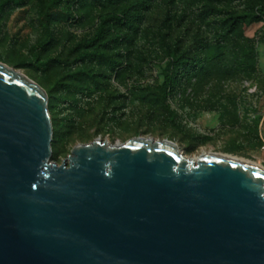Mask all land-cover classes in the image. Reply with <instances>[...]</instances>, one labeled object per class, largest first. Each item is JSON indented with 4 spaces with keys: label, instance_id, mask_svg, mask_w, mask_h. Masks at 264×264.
Listing matches in <instances>:
<instances>
[{
    "label": "water",
    "instance_id": "95a60500",
    "mask_svg": "<svg viewBox=\"0 0 264 264\" xmlns=\"http://www.w3.org/2000/svg\"><path fill=\"white\" fill-rule=\"evenodd\" d=\"M46 90L0 61V264H264V167L169 140L52 160Z\"/></svg>",
    "mask_w": 264,
    "mask_h": 264
},
{
    "label": "rangeland",
    "instance_id": "374dc122",
    "mask_svg": "<svg viewBox=\"0 0 264 264\" xmlns=\"http://www.w3.org/2000/svg\"><path fill=\"white\" fill-rule=\"evenodd\" d=\"M248 0L225 5L243 12ZM202 7L180 0H155L132 44L126 45L123 64L99 87L81 93L66 87L75 61L74 47L95 23V12L78 4H63L55 17L57 42L39 49L42 66L33 61L30 48L43 34L34 20L31 5L16 9L0 26V61L23 72L57 98L51 115L56 119L52 160L68 162L73 148L96 139L122 144L132 138L169 140L188 157L205 153L229 155L264 167L263 140L255 126L256 111L264 117V19L243 27L244 36L257 38L259 70L250 76L191 78L168 99L161 85L170 60L162 45L193 56L213 42L211 19L199 14ZM70 12L75 18H68ZM170 23V27L166 23ZM106 70L104 64H89ZM81 84H90L85 78ZM136 87V88H135ZM52 113V112H51ZM261 122V121H260ZM57 125V129H56ZM57 134V137H56Z\"/></svg>",
    "mask_w": 264,
    "mask_h": 264
},
{
    "label": "trees",
    "instance_id": "16d2710c",
    "mask_svg": "<svg viewBox=\"0 0 264 264\" xmlns=\"http://www.w3.org/2000/svg\"><path fill=\"white\" fill-rule=\"evenodd\" d=\"M155 0H0V26L6 18L15 11L28 5L33 7L34 20L40 28L43 37L30 48L34 62L42 66L49 65L52 59L40 60L39 49L45 50L53 46L58 40L55 29V17L59 7L63 4L74 3L89 7L95 12L93 27L84 33L76 42L74 51L75 61L82 65L75 71H70V83H61L66 87H74L81 93L91 89V85L99 87L103 79L110 78L112 73L118 72L123 64L126 45L135 41L147 12L152 8ZM183 3L200 5V16L203 19L212 18L214 27L213 42L210 46H202L193 56L179 52L166 43L162 45L169 57L170 65L165 73L161 85L162 96L168 99L177 88L184 85L191 78L199 80L207 76L227 78L231 76H250L259 70V54L257 38L243 35L242 29L246 25L264 19V0H248V6L243 12L236 13L225 8V5L240 0H180ZM68 18H75L66 12ZM170 27V23H166ZM262 41H264L262 39ZM91 64H104L106 70L89 67ZM85 78L90 84H81ZM136 88V87H135ZM57 98L51 97L49 107L51 115L57 105ZM262 114L256 111L255 126L259 127ZM53 123L56 119L52 117ZM57 129V125H56ZM57 137V134H56ZM54 141V140H53Z\"/></svg>",
    "mask_w": 264,
    "mask_h": 264
},
{
    "label": "built area",
    "instance_id": "2783aa9c",
    "mask_svg": "<svg viewBox=\"0 0 264 264\" xmlns=\"http://www.w3.org/2000/svg\"><path fill=\"white\" fill-rule=\"evenodd\" d=\"M260 133H261V137H262V140H263V149H264V117L263 119L261 120L260 122Z\"/></svg>",
    "mask_w": 264,
    "mask_h": 264
},
{
    "label": "bare ground",
    "instance_id": "6f19581e",
    "mask_svg": "<svg viewBox=\"0 0 264 264\" xmlns=\"http://www.w3.org/2000/svg\"><path fill=\"white\" fill-rule=\"evenodd\" d=\"M18 72H20L21 74H24L23 72H21V71H19V70H18ZM226 156H229V155H226ZM229 157H232V156H229ZM234 158H235V157H234ZM241 160H242V159H241ZM250 163H251V162H250ZM252 164H253V165H256V166H259V167H262V166L259 165L258 163H253V162H252Z\"/></svg>",
    "mask_w": 264,
    "mask_h": 264
}]
</instances>
